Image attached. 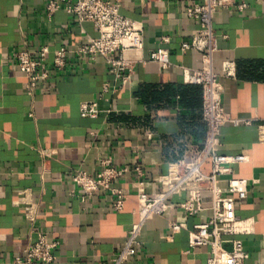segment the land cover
<instances>
[{
	"label": "crops",
	"instance_id": "obj_1",
	"mask_svg": "<svg viewBox=\"0 0 264 264\" xmlns=\"http://www.w3.org/2000/svg\"><path fill=\"white\" fill-rule=\"evenodd\" d=\"M108 1H118L121 14L143 26V61L126 85L102 58L79 61L71 53L96 37L92 24L80 25L64 11L48 18L47 0H0V264H16L28 245L31 225L15 204L23 189L38 205L36 230L57 243L50 264H111L136 221L139 195L155 196L171 165L192 162L201 151L202 89L185 83L183 68L200 69L202 59L181 51L199 29L187 9L201 0ZM241 1L247 4L243 11L223 8L214 19V69L224 111L250 125L226 124L220 152L249 159L233 167V177L250 181L236 215L252 224L249 234L236 238L249 255L244 264H264V143L258 139L264 125V0ZM44 47L67 49L68 63L55 71L49 55L40 68L48 78L31 93L17 55ZM159 48L170 53L168 69L149 60ZM225 63L233 65V77L221 75ZM89 102L97 105L95 119L81 117L82 104ZM105 160L127 170L113 185L127 193L121 212L114 211L109 191L84 197L72 181L78 170L96 176ZM203 171L210 173L211 166ZM186 200V193L171 197L168 211L144 225L141 246L125 264L207 263L210 249L190 248L188 231L211 212L186 220L180 210ZM171 223L187 229L174 234Z\"/></svg>",
	"mask_w": 264,
	"mask_h": 264
},
{
	"label": "built area",
	"instance_id": "obj_2",
	"mask_svg": "<svg viewBox=\"0 0 264 264\" xmlns=\"http://www.w3.org/2000/svg\"><path fill=\"white\" fill-rule=\"evenodd\" d=\"M228 7L243 11L247 4L237 0H201L187 9V17L197 21L199 29L189 42L181 45V51L198 52L202 65L200 69L183 68V76L185 83L198 85L202 89L205 139L195 160L174 163L168 174L159 178L160 190L155 196L139 195L137 208L133 212L136 221L129 230L126 243L113 256L111 264H125L136 255L141 246L139 239L144 225L154 217L164 215L169 209V199L181 193L187 194V200L180 205L186 220L207 210L211 212L205 223L195 225L188 231L190 248L210 249V258L206 264H244L249 258L242 241L236 237L249 234L252 224L249 220H239L236 210L237 205L247 199L250 181L233 177V167L247 163L249 159L243 155H224L220 152L221 129L226 124L233 127L250 125L248 121L233 119L224 111L220 74L214 69V56L218 46L213 23L218 11ZM59 11L75 17L80 25L92 24L97 34L71 52L76 59L93 61L98 57L102 58L115 79L126 85L131 80L135 65L143 61V26L124 17L118 1L47 0L48 18H52ZM163 42L167 43L168 39L164 38ZM69 54L70 51L65 48L51 51L48 47L37 52L24 50L19 53L18 69L27 78L29 91L34 92L47 80L48 74L40 72V68L47 62L49 55H52V68L62 71L68 63ZM149 60L163 70L171 66L170 53L163 48L153 51ZM221 75L233 77V65L225 63ZM106 88L105 85L104 90ZM80 112L82 118L95 119L99 115L97 105L93 102L82 104ZM258 139L264 143V125L258 127ZM206 164L211 166L210 173L203 171ZM126 172V169H116L112 167L110 160H105L102 170L96 176L78 170L72 175V181L84 197H93L102 190L109 191L115 199L114 211L121 212L127 193L113 185ZM136 172L141 174L139 169ZM15 204L23 208L24 217L31 225L28 245L24 255L16 260V264L52 263L57 243L50 242L44 233L36 230L38 205L33 201L31 190L20 191ZM170 228L174 234L187 229L185 223H171Z\"/></svg>",
	"mask_w": 264,
	"mask_h": 264
}]
</instances>
